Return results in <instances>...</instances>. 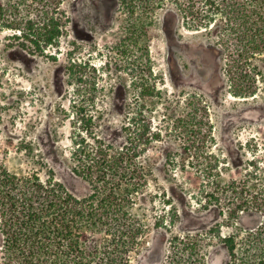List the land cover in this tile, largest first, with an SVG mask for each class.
Here are the masks:
<instances>
[{
	"label": "rangeland",
	"instance_id": "obj_1",
	"mask_svg": "<svg viewBox=\"0 0 264 264\" xmlns=\"http://www.w3.org/2000/svg\"><path fill=\"white\" fill-rule=\"evenodd\" d=\"M206 10L201 0H0V162L44 179L52 169L83 196L74 141L142 142L135 209L148 230L130 264H227L224 238L262 220L252 197L264 195V54L233 67L232 86L225 18ZM48 17L60 26L53 44L42 41Z\"/></svg>",
	"mask_w": 264,
	"mask_h": 264
},
{
	"label": "trees",
	"instance_id": "obj_2",
	"mask_svg": "<svg viewBox=\"0 0 264 264\" xmlns=\"http://www.w3.org/2000/svg\"><path fill=\"white\" fill-rule=\"evenodd\" d=\"M201 1L206 12L225 18L220 41L232 58L225 72L233 86V67L243 68L264 54V0ZM48 20L42 41L53 44L60 26L54 17ZM29 25L34 29V23ZM40 41L32 40L41 48ZM141 143L131 151L101 138L74 141L72 171L90 185L83 196L70 191L52 169L44 179L36 171L19 173L0 162V264H130L148 230L143 213L135 209L146 188L144 170L134 160ZM252 198L262 220L241 238H224L227 264H264V195Z\"/></svg>",
	"mask_w": 264,
	"mask_h": 264
}]
</instances>
